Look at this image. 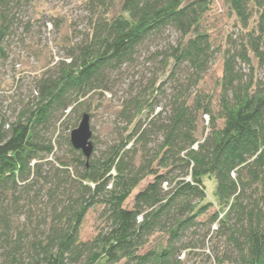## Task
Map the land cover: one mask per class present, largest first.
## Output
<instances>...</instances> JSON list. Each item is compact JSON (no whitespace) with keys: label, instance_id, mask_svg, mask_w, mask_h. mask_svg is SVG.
Wrapping results in <instances>:
<instances>
[{"label":"trees","instance_id":"16d2710c","mask_svg":"<svg viewBox=\"0 0 264 264\" xmlns=\"http://www.w3.org/2000/svg\"><path fill=\"white\" fill-rule=\"evenodd\" d=\"M86 1V31L35 79L34 103L0 122V264H184L200 249L213 264H264V0H223L238 35L221 50L204 27L215 0ZM32 3L0 0V57ZM148 42H162L148 58L156 70L120 98L111 137L87 158L72 129Z\"/></svg>","mask_w":264,"mask_h":264},{"label":"rangeland","instance_id":"374dc122","mask_svg":"<svg viewBox=\"0 0 264 264\" xmlns=\"http://www.w3.org/2000/svg\"><path fill=\"white\" fill-rule=\"evenodd\" d=\"M25 9L23 23L18 25L19 27L15 26L18 28L6 43L5 58L0 57V122L2 116L8 120H14L25 102L34 103V97L37 94L35 79L65 56L62 44L71 35L73 37V34L79 39L86 31L91 16L90 4L86 0H33V3L26 5ZM29 22L31 27L28 31L26 25ZM56 23L62 24L61 27H57ZM236 24V15L223 0H215L204 17V27L209 32L214 47H219L220 50L228 46L231 36L234 38L238 35ZM166 35L174 42L179 38L177 32L172 29L168 30ZM162 42H148L141 50L138 61L133 67L125 68L122 75H114L116 80L114 90L105 93L100 105L98 102L94 103L90 122L93 131L91 141L95 148L104 146L106 140L111 137V130L116 121L115 109L120 104V98L138 78L144 75L148 77L152 74L151 71L156 70L154 63L148 58ZM220 50L216 53L212 68L203 83L205 89L209 91L216 87V80L223 73V56ZM256 62L254 60L255 64ZM157 74L160 76L159 80L165 78L161 70ZM260 74L264 75V69L260 71ZM205 125L204 119L201 123V132ZM150 178L143 180L134 190L129 199L130 202ZM205 184L207 200L214 203L211 208L213 211L219 207L215 196L216 181L208 177L205 179ZM100 213L99 208H94L87 214L80 233L83 240L94 235ZM163 238L162 233L156 234L148 246L155 245ZM181 259L185 262L184 264H213L208 251L201 249L192 251L190 254L183 253Z\"/></svg>","mask_w":264,"mask_h":264},{"label":"water","instance_id":"95a60500","mask_svg":"<svg viewBox=\"0 0 264 264\" xmlns=\"http://www.w3.org/2000/svg\"><path fill=\"white\" fill-rule=\"evenodd\" d=\"M90 118V115L85 113L79 125L72 129L70 134L72 145L77 149H82L87 158L91 156L93 151V144L91 141L93 131Z\"/></svg>","mask_w":264,"mask_h":264}]
</instances>
